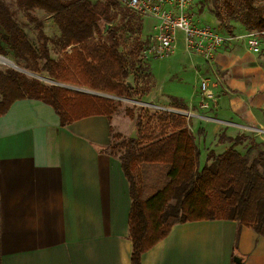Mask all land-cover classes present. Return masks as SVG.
I'll use <instances>...</instances> for the list:
<instances>
[{"label": "crops", "instance_id": "1", "mask_svg": "<svg viewBox=\"0 0 264 264\" xmlns=\"http://www.w3.org/2000/svg\"><path fill=\"white\" fill-rule=\"evenodd\" d=\"M191 10L196 21L219 31L203 0H194ZM144 18L143 40L157 23ZM176 50L186 61L180 76L192 84L170 95L158 92L153 80L152 99L175 96L187 110L264 128V45L252 53L242 40L226 42L208 62L185 54L181 40ZM204 77L213 96L207 110L200 107ZM112 119L93 115L61 126L50 105L29 98L0 115V264H130L129 184L119 158L102 151L116 132ZM194 121L201 166L210 150L218 154L229 146L218 141L220 133L248 136L237 127ZM246 145L235 148L244 152ZM233 263L264 264V236L228 219L175 224L141 256V264Z\"/></svg>", "mask_w": 264, "mask_h": 264}, {"label": "trees", "instance_id": "2", "mask_svg": "<svg viewBox=\"0 0 264 264\" xmlns=\"http://www.w3.org/2000/svg\"><path fill=\"white\" fill-rule=\"evenodd\" d=\"M14 1L26 12L39 38L35 48L13 12L0 0V27L15 48L19 66L36 74L45 72L58 83L119 97H143L150 92L153 83L139 93L129 80L134 72L150 69L141 57L143 44L133 48L138 55L129 62L121 51L116 27L101 32L105 22L119 16L120 20L127 18L131 32L140 35L141 18L120 0ZM253 1L240 0L236 4L220 0L218 4L212 0L211 13L223 34L232 33L236 26L246 31L264 30V12ZM220 7L234 16L229 26L220 27L225 22ZM36 8L52 14L58 25L57 59L50 56L47 45L50 38L42 21L31 13ZM24 98L50 105L61 126L93 115H104L111 121L120 105V101L109 97L76 92L47 84L14 68H0V115L14 101ZM171 101L172 107H187L181 98L171 96ZM125 113L135 120L140 133L121 139L122 135L112 130V142L102 151L119 158L129 184L130 264H141L142 254L164 239L178 223L228 219L264 236V142L251 140L244 133L234 137L220 133L218 141L229 146L218 154L210 150L199 167L200 151L186 117L168 112L136 115L129 107ZM115 140L119 142L114 144ZM244 142L247 144L244 152L235 148ZM251 152L254 155L249 158L247 154Z\"/></svg>", "mask_w": 264, "mask_h": 264}, {"label": "rangeland", "instance_id": "3", "mask_svg": "<svg viewBox=\"0 0 264 264\" xmlns=\"http://www.w3.org/2000/svg\"><path fill=\"white\" fill-rule=\"evenodd\" d=\"M3 1L9 7V9L13 12L15 20L21 26L24 32L27 34L31 43L35 46V48H37L39 44L38 34H37L36 29L34 28L33 23L28 20L26 12L18 8L14 0H3ZM91 1L94 2L95 0H91ZM203 1L207 6L208 11L211 13L212 11L211 6H213L212 0H210L211 2L210 7H209V2H208L209 0H203ZM217 1H218V4H220V0H217ZM231 1L238 4L240 0H231ZM253 3L254 5L258 6L262 10V12H264V0H254ZM201 8L203 9L202 5H201ZM220 8L225 17V22L220 24L221 25L220 27L229 26V24L233 21L234 16H232L233 17L232 18L231 16L227 15V12H225L222 9V7ZM31 13L36 18L42 21L43 30L45 34H47L50 38V41L47 44L49 48L50 56L54 59H57L59 57V46L57 44V38L59 36L60 31H59L57 23L55 22L53 18V15L44 11L43 9H38V8L34 9ZM131 14H134V13L132 12ZM135 16H138V15L135 14ZM139 17L141 18V20H143L144 18L141 16ZM126 20L127 18L124 20H120L118 16L115 19H113L110 23H111V26L116 27V33L120 38L121 51L126 55L128 61L130 62L133 59H135L138 55L135 51L134 52L132 51L133 48L135 46H138V45L141 46L142 44H144L146 39L142 40L144 36H141V34L137 35L135 34V32H131V30L129 29V23H126ZM145 21H148L146 17L144 18V22ZM147 27L148 26H146V30L148 31L149 28ZM218 29L219 31L221 30L219 27ZM0 33L2 37L0 39V48L3 52V53L0 52L1 56L11 60L17 67L26 71L25 74L29 75L30 77L38 78L47 84H54L52 82L54 80L50 79L45 72H43L42 74H36L34 72H31L19 66L16 62V60L18 59L15 53V48L12 44L9 43L8 37L4 33V30L1 29V27H0ZM179 47H180V44H179ZM176 53H177L176 56L174 54L164 59L152 58L149 61H145L144 64H149L150 69H148L147 71L142 70L139 72H134L133 74L129 76L130 82L136 87V89H138L139 93L142 91V88L144 86L148 85L150 82L152 83L153 80H154L155 89H157L158 92L162 91L163 93H170V95H173V93H175L178 90L182 93L186 92L187 85L192 84V81H190L188 78L182 79V77L180 76V73H184L186 71V68L184 67L185 66L184 62L186 61H185V57L181 55V54L184 55V53H181L177 50H176ZM185 54L187 53L185 52ZM8 67L13 68L12 66L8 64L0 63L1 69H5ZM64 85L66 86V88L76 91V92H84V93H90V94H96V95L100 94V96H105V97L112 98L115 101H120V105H118L117 111L112 116L113 117L112 124H113V128L115 129V131L122 135L121 139L127 138L133 132L136 136H137V133L138 134L140 133V130L137 129L135 126V120L130 119L126 115L125 109L127 107L131 108L136 115L137 114L149 115L153 113L166 112V111L155 110L153 108L148 107V105L144 104V103H152L153 101L152 93L149 95L148 94L144 95L143 96L144 98H142L141 95L137 97H133V98H126V97H119L115 95H109L103 92L94 91V90H90L87 88L78 87L74 85H66V84ZM162 95L163 94H160V98H159V101H157V103L164 105V106H172L171 99L169 101H166V99ZM187 119L190 121L189 130L192 132L194 136V142L196 146L198 147V143H200V138L197 134L195 135L193 131L191 130V127L195 123L194 119H198V118L188 117ZM239 130L242 131L243 129L239 128ZM242 132L248 133V137L251 140H255L257 142H264V134H258L252 131H248L247 129H244ZM117 142H119V140L118 141L115 140L114 144H117ZM253 155H254V152L247 154L249 158H251ZM200 166L201 164H199V167Z\"/></svg>", "mask_w": 264, "mask_h": 264}, {"label": "built area", "instance_id": "4", "mask_svg": "<svg viewBox=\"0 0 264 264\" xmlns=\"http://www.w3.org/2000/svg\"><path fill=\"white\" fill-rule=\"evenodd\" d=\"M120 2L141 17L147 16L157 20L152 34L148 36L141 50V57L146 61L172 56L178 40L182 41L187 54L199 56L207 62L213 59L216 49L226 42L242 40L252 53L261 52L264 45V30L241 31L239 27H235L232 33L222 34L206 24L199 23L191 10L194 0H120ZM178 33L181 34L180 37ZM208 83L209 80L204 77L200 80L199 86L200 107L206 110L211 107L207 100L213 97L207 90ZM144 104L158 111L179 114L186 118L195 117L264 134V128L261 127L225 121L187 109L164 106L153 101Z\"/></svg>", "mask_w": 264, "mask_h": 264}, {"label": "water", "instance_id": "5", "mask_svg": "<svg viewBox=\"0 0 264 264\" xmlns=\"http://www.w3.org/2000/svg\"><path fill=\"white\" fill-rule=\"evenodd\" d=\"M111 26V23H109V22H105L103 25H102V27H101V32L102 33H105L108 29H109V27ZM12 66V65H11ZM13 68H15V69H17V70H19V71H22V72H26V71H24L23 69H20L19 67H17L16 65H14V66H12ZM54 84H56V85H60V86H64V87H66L64 84H61V83H58V82H54V81H52ZM100 95V94H99ZM101 95H103V94H101ZM158 101V97H155L154 99H153V102H157ZM131 136H134V132L131 134ZM233 260H234V262H236V263H238L239 262V259L237 258V257H234L233 258Z\"/></svg>", "mask_w": 264, "mask_h": 264}, {"label": "bare ground", "instance_id": "6", "mask_svg": "<svg viewBox=\"0 0 264 264\" xmlns=\"http://www.w3.org/2000/svg\"><path fill=\"white\" fill-rule=\"evenodd\" d=\"M0 63L1 64H8V65H12V66H14L15 64L11 61V60H9L8 58H5V57H3V56H1L0 55Z\"/></svg>", "mask_w": 264, "mask_h": 264}]
</instances>
